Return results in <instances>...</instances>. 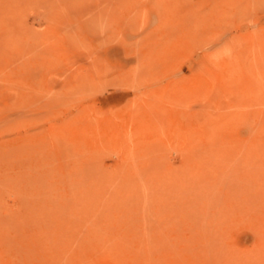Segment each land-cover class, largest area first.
Masks as SVG:
<instances>
[{"label": "rangeland", "instance_id": "obj_1", "mask_svg": "<svg viewBox=\"0 0 264 264\" xmlns=\"http://www.w3.org/2000/svg\"><path fill=\"white\" fill-rule=\"evenodd\" d=\"M130 263L264 264V0H0V264Z\"/></svg>", "mask_w": 264, "mask_h": 264}, {"label": "bare ground", "instance_id": "obj_2", "mask_svg": "<svg viewBox=\"0 0 264 264\" xmlns=\"http://www.w3.org/2000/svg\"><path fill=\"white\" fill-rule=\"evenodd\" d=\"M204 251H205V250H203V252H204ZM215 252H216V251H215ZM215 252H214V253H215ZM214 253H213V254H214ZM205 254H206V251H205ZM200 255H201V254H200ZM207 256H208V255H207ZM207 256H206V257H207ZM203 257H204V256H203ZM190 258H191V257H190ZM200 258H201V257H200ZM194 259H195V258H194ZM129 260H130V259H129ZM195 260H196V259H195ZM127 262H128V261H127ZM193 262H195V261H193ZM134 263H135V261H134ZM137 263H138V262H137ZM130 264H131V263H130Z\"/></svg>", "mask_w": 264, "mask_h": 264}]
</instances>
